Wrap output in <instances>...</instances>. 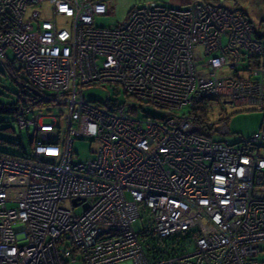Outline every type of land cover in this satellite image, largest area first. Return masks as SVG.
Instances as JSON below:
<instances>
[{"label": "built area", "instance_id": "2783aa9c", "mask_svg": "<svg viewBox=\"0 0 264 264\" xmlns=\"http://www.w3.org/2000/svg\"><path fill=\"white\" fill-rule=\"evenodd\" d=\"M107 12L106 0H0L16 122L33 127L30 155L0 153V264H264V125L230 144L211 139L225 122L201 131L192 115L264 111V37L243 11L206 0L95 25ZM89 87L163 116L86 99ZM83 138L94 157L74 163Z\"/></svg>", "mask_w": 264, "mask_h": 264}, {"label": "rangeland", "instance_id": "374dc122", "mask_svg": "<svg viewBox=\"0 0 264 264\" xmlns=\"http://www.w3.org/2000/svg\"><path fill=\"white\" fill-rule=\"evenodd\" d=\"M206 1L222 5L227 9H234L236 7L234 0H218L219 2L211 0ZM257 7L259 9H264V4L260 6H254V10H257ZM246 9L249 10L250 6H248ZM128 10L129 8H127L125 4H117L116 6L112 7L110 6L108 12L105 15L94 17V24L100 27H106L122 22L125 19ZM241 10L252 24L254 34L258 36H264V15L257 16L255 15V13H251V11L250 13H248L245 9ZM42 12L44 16L48 15L46 5L42 8ZM58 21L60 22V19H58ZM62 23L64 22H61V24ZM62 26L66 27V25L64 24ZM6 56L8 60L4 59L3 61L10 63V61L13 59V54L10 49L6 50ZM10 73L11 68L8 67L7 70V68L4 67L2 61L0 60V103L2 104L14 103L15 93L18 91V87L15 84L18 82V79L15 78L14 82L10 77ZM118 90V93H116L117 91L113 87H109L107 89L100 87H89L83 90V95L86 99H91L98 102H102L105 98H109L117 100L119 103L128 101L129 104L142 106L141 109H137V113L133 114L135 118H141L147 115L155 118L163 116L161 112L156 111L150 105L138 104L135 99L131 97L126 98L120 88ZM27 101L31 102L29 100ZM51 110L56 114L59 110L65 111L66 109L64 107H52ZM188 111L189 107L184 106L181 110L178 111V113L179 115H183V113H186ZM206 111L207 120H209V122L213 124H221L224 122L226 123L228 133H211V139L215 141L227 140L230 144H238L241 141L248 139L253 134L258 133L262 125H264V111H260L259 109L252 107L229 109L226 113L222 112V114H219L218 108L215 105L211 104L206 106ZM192 115L195 118L196 114ZM204 130L206 131L205 127ZM32 136V126L27 133L25 129H20L18 127L14 119V115L4 113L0 114V151L18 156H22L24 153L28 156L31 153L30 140L32 139ZM94 148L95 144L90 143V140L87 138L75 140L73 143V152L75 153V155L72 157V161L74 163H79L92 159L94 157V154L91 151ZM75 211L79 213L81 211L80 207H76ZM133 228L135 229V231H139L141 229L140 220H136L133 223ZM262 256L264 255H261L260 257L262 258ZM68 264L83 263L77 261L72 263L69 262Z\"/></svg>", "mask_w": 264, "mask_h": 264}, {"label": "crops", "instance_id": "0c3cea01", "mask_svg": "<svg viewBox=\"0 0 264 264\" xmlns=\"http://www.w3.org/2000/svg\"><path fill=\"white\" fill-rule=\"evenodd\" d=\"M191 0H106L108 4V9L111 6H116L117 4H125L127 8H131L136 5H147V4H160V5H170L174 7H184L186 6ZM219 2L218 0H211ZM234 3L236 7L234 9H245L248 13H255V15L260 16L264 15V9H258L254 10V6H260L264 4V0H238ZM241 6V7H240ZM248 6H250V9H246ZM246 7V8H244ZM241 8V9H240ZM242 11V10H241ZM128 12V11H127ZM264 37V36H262Z\"/></svg>", "mask_w": 264, "mask_h": 264}, {"label": "trees", "instance_id": "16d2710c", "mask_svg": "<svg viewBox=\"0 0 264 264\" xmlns=\"http://www.w3.org/2000/svg\"><path fill=\"white\" fill-rule=\"evenodd\" d=\"M2 63L4 65V67L7 68V70H8V67L11 68L10 77L14 81L15 80V76L14 75H15V72H16V68H15V64H14L13 60H11L10 63L9 62H4V61H2ZM15 84L17 85V83H15ZM17 92L15 93V102L14 103H12V104H2V103H0V114L4 113V114L14 115L15 121H16V115H17L18 110L20 108V103H19V99L17 97ZM35 103H37L36 100H34L31 105H34ZM23 105L24 106H29V104L26 103V102H24ZM40 105H43V104H40ZM192 111L194 112V114H196V116H195L196 119L194 121L195 126L197 128H199L201 131H205L204 130V127H205L204 123L207 120L206 108L204 106H196V107H193ZM202 128H203V130H202ZM25 130L27 131V129H25ZM27 133H28V131H27ZM0 153L9 154V153H5V152H2V151H0ZM10 155H13V154H10ZM16 156H18V155H16Z\"/></svg>", "mask_w": 264, "mask_h": 264}]
</instances>
